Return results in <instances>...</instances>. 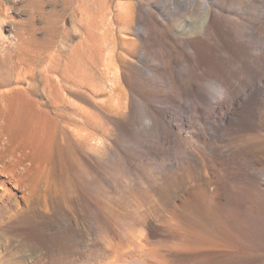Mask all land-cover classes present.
Returning a JSON list of instances; mask_svg holds the SVG:
<instances>
[{
    "label": "bare ground",
    "instance_id": "1",
    "mask_svg": "<svg viewBox=\"0 0 264 264\" xmlns=\"http://www.w3.org/2000/svg\"><path fill=\"white\" fill-rule=\"evenodd\" d=\"M165 1L0 82V264H264V0Z\"/></svg>",
    "mask_w": 264,
    "mask_h": 264
},
{
    "label": "rangeland",
    "instance_id": "2",
    "mask_svg": "<svg viewBox=\"0 0 264 264\" xmlns=\"http://www.w3.org/2000/svg\"><path fill=\"white\" fill-rule=\"evenodd\" d=\"M6 1L7 6L9 5L8 8L11 10L10 19L8 21L13 23L22 22V28L24 31L23 33H25V35H23L22 43H20V45L18 44L15 50H11V48H9L6 50V54L0 57V82L3 85L6 86L12 82L15 72V63L19 58L25 59L29 61V63H32L30 62L32 59H37L35 62H33V65H29L33 67L38 63L37 66H39L37 68L35 66V68L38 71L43 68V70H45V72L41 70L44 72L43 74H50L49 76H54L60 70L69 71L70 69L74 68V65L72 66V64H70L71 62L64 60V58L58 61L57 58L53 59V57L54 55L57 57V53L59 51L62 52L63 50L67 52L64 53L66 56L69 53L71 47H74L80 41V24L84 22H79L81 11L83 13L82 8L79 6V0ZM90 2L91 5L88 12L89 16L87 15L88 20L86 19V22L88 24L89 30L91 29L90 34H92V36H90L88 40V46L90 50L88 51L87 57L89 60H92L94 56L99 58V50L102 46V40H100L101 31L95 33V28V31L93 30V27L97 24L96 20L99 21L97 26L99 27L101 25L100 21H104L105 19L102 17H105L106 14H110V12H114L118 5L123 3L133 4L136 2V0H90ZM165 2H168V0ZM100 11L102 12L100 13ZM74 16L76 20L74 19ZM95 17L97 18L96 20ZM95 22L96 24L93 25ZM90 47L92 48L93 52L91 51ZM47 63L51 64V67ZM46 67L49 69L46 70ZM62 67L64 69H62ZM78 103L85 107H89L86 103H84V101H78ZM261 258L264 260V252L261 254Z\"/></svg>",
    "mask_w": 264,
    "mask_h": 264
}]
</instances>
